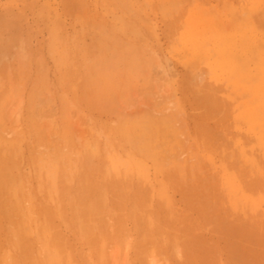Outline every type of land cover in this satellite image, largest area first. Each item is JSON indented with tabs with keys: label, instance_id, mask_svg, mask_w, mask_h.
Segmentation results:
<instances>
[{
	"label": "rangeland",
	"instance_id": "rangeland-1",
	"mask_svg": "<svg viewBox=\"0 0 264 264\" xmlns=\"http://www.w3.org/2000/svg\"><path fill=\"white\" fill-rule=\"evenodd\" d=\"M248 8L247 0H0V236L7 239L0 237V249L9 259L24 264L26 229L34 247L44 249L56 231L75 245L78 256L59 250L54 264H134L124 243L106 246L102 258L82 248L63 211L71 218L86 196L109 195L104 162L111 152L124 161L132 145L154 146L161 159L158 171L146 161L151 187L159 180L185 186L201 171L211 177L196 148L195 129L204 124L188 101L203 89L212 96L220 90L193 68L178 38L186 27L211 20L213 10H222L213 22L224 27L225 10ZM104 178L105 186H90ZM167 197L182 202L176 190ZM221 235H199L213 238L212 264H264L258 238L230 258ZM205 255L199 253L197 264Z\"/></svg>",
	"mask_w": 264,
	"mask_h": 264
},
{
	"label": "bare ground",
	"instance_id": "bare-ground-1",
	"mask_svg": "<svg viewBox=\"0 0 264 264\" xmlns=\"http://www.w3.org/2000/svg\"><path fill=\"white\" fill-rule=\"evenodd\" d=\"M247 1L245 11H224L227 26L213 22L222 11L213 10L211 20H203L194 29L186 27L178 38L193 68L206 72L207 82L220 90L212 96L203 89L188 101L191 114L204 124L195 129L196 148L199 160L205 162L203 171L211 177L204 178L201 171L190 174L185 186L179 181L159 180L160 185L151 187L146 161L155 171L161 164L159 155L153 156L154 146L132 145L124 161L111 152L103 166L109 181L104 178L90 185L105 186L108 181L113 186L111 193L96 200L86 196L77 210L70 211L71 218L67 207L63 211L72 240L82 248L102 258L106 246L124 243L134 264H151L152 258L157 264H197L199 253L204 252L201 264H212L207 249L213 238L202 241V231L211 237L222 234L226 238L224 253L230 258L236 253L244 255L247 242L254 237L264 247V0ZM2 158L3 152L0 172ZM67 189L64 186L61 192ZM169 189L180 193V205L167 197ZM25 230L20 248L24 264L30 263L27 259L31 264L36 259L54 264L59 250L71 257L79 255L75 245L58 231L43 249L33 246L35 242ZM44 232L38 235L42 237ZM11 243L14 245L13 239ZM1 250L0 264H16Z\"/></svg>",
	"mask_w": 264,
	"mask_h": 264
}]
</instances>
